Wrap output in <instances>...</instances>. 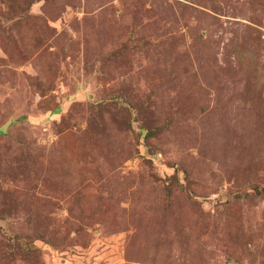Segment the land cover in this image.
<instances>
[{"label": "rangeland", "instance_id": "374dc122", "mask_svg": "<svg viewBox=\"0 0 264 264\" xmlns=\"http://www.w3.org/2000/svg\"><path fill=\"white\" fill-rule=\"evenodd\" d=\"M0 264H264V0H0Z\"/></svg>", "mask_w": 264, "mask_h": 264}]
</instances>
